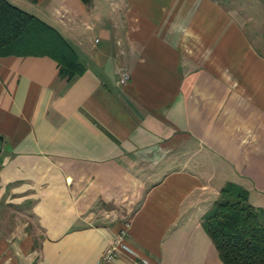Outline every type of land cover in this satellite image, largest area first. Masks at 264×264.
<instances>
[{
	"label": "crops",
	"instance_id": "0c3cea01",
	"mask_svg": "<svg viewBox=\"0 0 264 264\" xmlns=\"http://www.w3.org/2000/svg\"><path fill=\"white\" fill-rule=\"evenodd\" d=\"M9 1L83 70L0 55V264H92L120 230L131 253L112 264H222L200 222L220 187L264 210V17L226 0Z\"/></svg>",
	"mask_w": 264,
	"mask_h": 264
},
{
	"label": "trees",
	"instance_id": "16d2710c",
	"mask_svg": "<svg viewBox=\"0 0 264 264\" xmlns=\"http://www.w3.org/2000/svg\"><path fill=\"white\" fill-rule=\"evenodd\" d=\"M4 54L49 55L67 78L83 70L54 27L9 0H0V55ZM200 222L222 264H264V210L247 201L240 185L225 182Z\"/></svg>",
	"mask_w": 264,
	"mask_h": 264
},
{
	"label": "built area",
	"instance_id": "2783aa9c",
	"mask_svg": "<svg viewBox=\"0 0 264 264\" xmlns=\"http://www.w3.org/2000/svg\"><path fill=\"white\" fill-rule=\"evenodd\" d=\"M127 77L128 73L126 71H122L117 77V82L124 83L127 80ZM121 250L131 253L130 248L125 243V240L123 238V230L115 232L108 238L104 249L101 251L100 255L92 262V264H112L113 259L118 256ZM134 256L133 257L136 264H147L137 254H135Z\"/></svg>",
	"mask_w": 264,
	"mask_h": 264
},
{
	"label": "rangeland",
	"instance_id": "374dc122",
	"mask_svg": "<svg viewBox=\"0 0 264 264\" xmlns=\"http://www.w3.org/2000/svg\"><path fill=\"white\" fill-rule=\"evenodd\" d=\"M231 1L232 3L236 2L238 3V8L245 9L244 12L250 16V14L254 15L256 18L260 19L261 17H264V7L262 4L260 5L259 2L263 3L264 0H226ZM259 6L255 9L254 4Z\"/></svg>",
	"mask_w": 264,
	"mask_h": 264
}]
</instances>
